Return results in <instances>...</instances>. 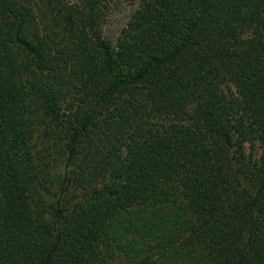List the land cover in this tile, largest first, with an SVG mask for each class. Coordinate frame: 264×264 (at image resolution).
Returning a JSON list of instances; mask_svg holds the SVG:
<instances>
[{
	"label": "trees",
	"instance_id": "16d2710c",
	"mask_svg": "<svg viewBox=\"0 0 264 264\" xmlns=\"http://www.w3.org/2000/svg\"><path fill=\"white\" fill-rule=\"evenodd\" d=\"M102 5L0 0V264H264V0Z\"/></svg>",
	"mask_w": 264,
	"mask_h": 264
},
{
	"label": "rangeland",
	"instance_id": "374dc122",
	"mask_svg": "<svg viewBox=\"0 0 264 264\" xmlns=\"http://www.w3.org/2000/svg\"><path fill=\"white\" fill-rule=\"evenodd\" d=\"M140 4L141 0H103L100 24L102 35L111 42H115L123 28L133 18ZM231 89L234 90V87L231 86ZM188 111L190 112L192 109H188ZM244 150L246 158L257 159L256 142H246ZM105 253L111 254L112 251L105 250Z\"/></svg>",
	"mask_w": 264,
	"mask_h": 264
}]
</instances>
